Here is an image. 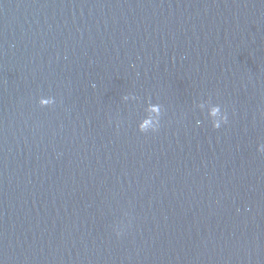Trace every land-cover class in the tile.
I'll return each mask as SVG.
<instances>
[{
  "label": "water",
  "instance_id": "1",
  "mask_svg": "<svg viewBox=\"0 0 264 264\" xmlns=\"http://www.w3.org/2000/svg\"><path fill=\"white\" fill-rule=\"evenodd\" d=\"M261 145L264 0H0V264H264Z\"/></svg>",
  "mask_w": 264,
  "mask_h": 264
},
{
  "label": "clouds",
  "instance_id": "2",
  "mask_svg": "<svg viewBox=\"0 0 264 264\" xmlns=\"http://www.w3.org/2000/svg\"><path fill=\"white\" fill-rule=\"evenodd\" d=\"M150 110H151V111H154V112H158V111H159V109H158L157 106H151V109H150ZM218 112H219V109L216 108V107H214V108L212 109V111H211V114H212L213 116H216ZM223 120H224V122L226 123V122H227V116L223 117ZM155 123H156V122H154L151 118H149V119H147V120H143V121H141V122L138 124V128H139V130H140L141 132H148V131H150V130H151V131H155ZM213 126L219 128V127H220V121H219V120L214 121ZM259 150H260V151H264V145L259 146ZM119 234H120V233L117 232V235H119Z\"/></svg>",
  "mask_w": 264,
  "mask_h": 264
}]
</instances>
